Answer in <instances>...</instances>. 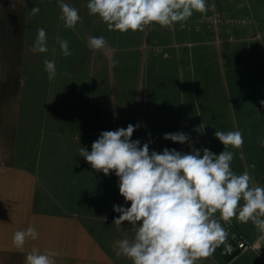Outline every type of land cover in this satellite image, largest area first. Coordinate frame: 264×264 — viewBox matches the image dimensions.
Returning a JSON list of instances; mask_svg holds the SVG:
<instances>
[{"label": "crops", "instance_id": "crops-1", "mask_svg": "<svg viewBox=\"0 0 264 264\" xmlns=\"http://www.w3.org/2000/svg\"><path fill=\"white\" fill-rule=\"evenodd\" d=\"M63 2L78 9L74 28L64 26L58 0H0V264H25L33 248L57 252L56 264H132L116 255L118 242L134 236L131 224L113 223L120 215L113 205L130 207L119 194V178L95 172L79 156L81 147L91 151L101 132L126 124L139 125L131 139L141 147L149 143L150 152L168 148L186 154L207 148L218 155L224 146L215 131H241L242 146L227 148L234 152L232 170L247 173L251 187H264V147L258 142L264 139V57L261 67H236L237 53L226 52L229 46L218 41L219 22L209 20L214 11L208 0L204 14L194 12L171 27L152 24L126 35L90 15L88 0ZM33 7L40 9L35 16ZM39 28L47 33L46 53L34 47ZM156 32L169 33V39L157 40ZM57 36L69 41L71 56L62 55ZM100 36L107 45L94 52L88 40ZM157 47L165 49L168 73L180 75L179 88L167 83L164 105L155 99L145 106L147 114L126 117L119 113L125 104L110 100V57L135 52L140 73V59ZM227 53L230 64L224 66ZM46 59L56 64L52 80ZM177 91L180 96L174 99L171 93ZM176 132L187 134L189 141L163 138ZM232 222L257 249L233 258L222 244L197 264H264V233L252 222ZM30 225L39 238L29 240L21 252L12 236Z\"/></svg>", "mask_w": 264, "mask_h": 264}, {"label": "clouds", "instance_id": "clouds-1", "mask_svg": "<svg viewBox=\"0 0 264 264\" xmlns=\"http://www.w3.org/2000/svg\"><path fill=\"white\" fill-rule=\"evenodd\" d=\"M61 19L66 28H74L80 21L78 9L58 0ZM90 15L98 16L110 31L135 33L148 25L171 27L187 21L194 12L208 10L206 0H88ZM40 9L33 7L35 16ZM64 57L72 52L69 41L56 37ZM103 36L92 37L88 47L94 52L104 48ZM35 49L46 53L47 33L37 29ZM118 60H113L115 67ZM48 79L55 78L54 60L44 61ZM264 105V100L260 101ZM139 125L129 124L115 131H103L92 143L91 151L80 148L91 168L105 176L114 173L118 178L119 194L130 207L113 205L120 213L113 223L132 225L131 240L118 242L116 255L132 264H197L208 258L216 248L225 244L228 233L221 220L230 222L238 218L252 222L264 233V187H251L247 173L236 174L231 167L234 152L229 146L243 144L241 131H215L214 136L223 144L218 155L207 148L181 153L165 148L162 152L149 151V143L141 147L139 140L131 137ZM165 140L184 144L189 136L182 132L166 133ZM264 147V139H259ZM241 201L243 203L241 204ZM220 214L217 219L216 213ZM39 232L34 226L13 233L12 243L21 252L29 240H37ZM55 251L41 253L33 248L25 257V264H56Z\"/></svg>", "mask_w": 264, "mask_h": 264}, {"label": "rangeland", "instance_id": "rangeland-1", "mask_svg": "<svg viewBox=\"0 0 264 264\" xmlns=\"http://www.w3.org/2000/svg\"><path fill=\"white\" fill-rule=\"evenodd\" d=\"M208 1L212 5L211 12L214 11V16L209 18V20L213 24H218L219 22L220 39L218 41L221 45L229 46L226 48V52L229 55L237 53L236 57L233 58L234 62H236V67L245 68L250 66V63L260 66L262 57H264V0ZM152 36L164 42L169 39L168 36L170 35L169 33L162 35L156 32ZM208 36L209 34L205 38L207 39ZM131 37L134 36L128 38ZM124 45L129 46L128 44ZM164 50L157 47L154 52L148 53L142 60L140 59L142 63L140 73L136 69L138 54L135 52L121 53L114 55L112 58L110 57V100L113 98L119 103L125 104L123 109H119L120 114L126 117L145 115L147 114L145 106L148 102L156 99L159 104H165L168 93L164 92V88L167 83L171 87L179 88L180 75L177 76L175 72H172V74L168 73L170 69H168L165 58L163 59ZM228 53L222 55L223 63L230 64L228 62ZM113 60L119 61L115 67L112 65ZM155 60L159 61V66L156 65ZM233 60L231 59V63ZM225 63L224 66H226ZM157 88L161 89L154 91ZM171 95L174 99H178L180 92H173ZM139 102L144 103V106L135 107L134 103L139 104ZM160 110L162 111L161 114H163V107Z\"/></svg>", "mask_w": 264, "mask_h": 264}, {"label": "built area", "instance_id": "built-area-1", "mask_svg": "<svg viewBox=\"0 0 264 264\" xmlns=\"http://www.w3.org/2000/svg\"><path fill=\"white\" fill-rule=\"evenodd\" d=\"M219 218L220 217H217V219ZM220 222L228 233V238L225 244H223L228 256L237 258L238 256L245 254L250 250L257 249L256 246L252 245V243H250L247 238L235 228L232 220L230 222H224L221 220Z\"/></svg>", "mask_w": 264, "mask_h": 264}]
</instances>
